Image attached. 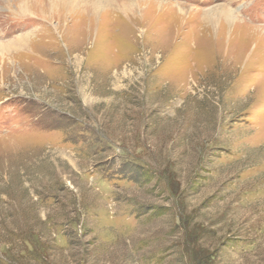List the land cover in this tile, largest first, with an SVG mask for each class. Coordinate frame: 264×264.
Segmentation results:
<instances>
[{"label": "rangeland", "instance_id": "rangeland-1", "mask_svg": "<svg viewBox=\"0 0 264 264\" xmlns=\"http://www.w3.org/2000/svg\"><path fill=\"white\" fill-rule=\"evenodd\" d=\"M0 264H264V0H0Z\"/></svg>", "mask_w": 264, "mask_h": 264}, {"label": "bare ground", "instance_id": "bare-ground-1", "mask_svg": "<svg viewBox=\"0 0 264 264\" xmlns=\"http://www.w3.org/2000/svg\"><path fill=\"white\" fill-rule=\"evenodd\" d=\"M27 6V5H26Z\"/></svg>", "mask_w": 264, "mask_h": 264}]
</instances>
